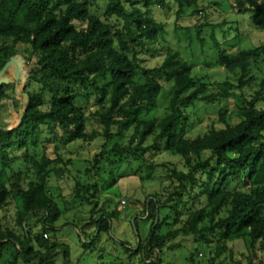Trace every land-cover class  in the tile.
Instances as JSON below:
<instances>
[{"label": "trees", "instance_id": "obj_1", "mask_svg": "<svg viewBox=\"0 0 264 264\" xmlns=\"http://www.w3.org/2000/svg\"><path fill=\"white\" fill-rule=\"evenodd\" d=\"M176 2L180 11L198 8L197 0ZM231 2L237 14L248 15L264 33V0ZM167 7L166 0H107L97 14L92 0H0V74L10 64L0 81V212L10 202L17 203L23 230L22 237L0 230V264H57L62 257L70 259L69 246L53 238L61 210L49 192V181L61 179L65 175L61 166L71 163H65L59 144L98 140L104 141V150L113 145L101 154L110 168L121 171L138 164L136 175L158 155L179 157L181 169L172 162L157 165L177 183L173 195L179 203L189 197L202 205L181 214L170 205L174 196L165 202L157 194L148 197L145 215L153 224L145 240L139 237L134 252L141 255L142 264H163V251L183 247L175 242L180 238L207 247L211 254L207 264L233 254L230 244L236 241L264 252V79L252 96L245 94L255 81L245 80L253 64L264 61V44L228 48L225 44L235 39L237 28L225 23L198 26L200 43L210 28L215 66L236 77L237 85L225 79L218 84L219 94L214 93L207 78L194 74L195 65L175 47H167L165 26L154 16L156 8ZM181 31L191 33L180 29L174 33ZM162 45L166 50L162 63L148 66L147 57H155ZM13 60L21 67L18 86ZM92 98L96 111L89 113L82 102ZM229 99L237 102L235 124L228 112ZM163 100L165 116L147 119ZM216 103L226 104L219 112L222 127L207 123L194 133L192 110L196 113ZM130 130L131 142L124 146L121 140ZM151 139L152 145L145 146ZM50 145L55 158L47 152ZM21 161L31 165L29 181L24 172L15 171ZM76 194L96 211L98 203L90 199L98 197L97 185L78 186ZM94 211L84 228L94 227L99 239L102 233H111L117 211L98 220ZM35 219L41 230L32 235L30 222ZM123 245L130 250L128 243ZM197 258L198 251L192 250L188 262L200 264Z\"/></svg>", "mask_w": 264, "mask_h": 264}, {"label": "rangeland", "instance_id": "obj_2", "mask_svg": "<svg viewBox=\"0 0 264 264\" xmlns=\"http://www.w3.org/2000/svg\"><path fill=\"white\" fill-rule=\"evenodd\" d=\"M107 0H92L94 3V12L102 13L104 4ZM198 8L184 7L180 11V6L176 0H166L167 9L156 8L154 16L164 24L167 31V47L174 48L181 52L183 58L195 65L194 74H198L208 79L212 84L214 93L219 94L218 84L225 79H229L233 84L237 85L236 77L230 73H224L220 68L215 66L217 55L213 48V40L209 37V30L203 34L204 42L200 43L196 40V28L198 26L218 25L233 26L237 28L236 37L232 41L225 44V47H237L241 50L258 47L264 44V33L258 31L250 22L248 15L237 14L232 9L231 0H197ZM196 11H200L197 14ZM225 23V24H224ZM176 29L189 30L191 33L178 32ZM218 30V29H217ZM235 32V31H233ZM218 41L222 42V35H218ZM165 47L160 46V49ZM166 56V50H162L155 57L148 56V66L156 67L160 65ZM255 78L251 88L246 89V96H252L255 88L262 79H264V61L253 64L251 74L245 80ZM169 90V88L167 89ZM164 101V100H163ZM161 101L159 107L146 115L147 119H161L167 112V103ZM82 104L88 107V112L96 111L95 99L83 101ZM228 112L232 123L237 122V102L229 99ZM226 104H214L211 108L200 107L191 114H196L192 131L194 133L200 131L205 124H213L218 128L222 127L219 123V112ZM133 130H130L126 137L121 140L124 146L130 144ZM153 140H149L145 146L152 145ZM104 141L98 140L92 144L73 143L70 145L59 144L60 154L65 163L71 161L70 164L62 165L65 175L61 178H52L49 181V192L58 203L61 210L60 219L54 224L59 229L54 235V240L66 244L70 248L71 256L69 260L60 258L57 264H142L141 255H136L139 245V237L145 240L150 233L152 220H147L145 215V202L148 197L157 194L162 202L173 198L170 205L177 208L181 214H187L190 211H196L202 205L193 203L192 199L186 197L183 203H179V197L173 195L176 192L177 183H173L168 179V171L159 168L157 164L172 162L179 164L182 160L171 154H161L153 158L144 166L142 173L136 175L139 168L135 164L133 168L126 167L117 171L109 167V161L102 159L101 154L104 151L109 152L112 144H109L106 150L103 149ZM135 147L134 145H132ZM42 154L43 149L38 150ZM47 152L56 157L54 146L50 145ZM103 160V161H102ZM97 162H101L100 165ZM181 169V165H178ZM101 168V169H99ZM148 168V169H147ZM15 171H22L26 174L28 181L32 177L31 165L21 161ZM117 171V172H116ZM113 172L115 175H110ZM113 176V177H112ZM140 176L148 177L142 181ZM176 184V185H175ZM82 185H97L98 197L91 198L96 201L98 207L94 211V206L89 205L84 199L78 198L76 188ZM90 198V196H89ZM178 206V207H177ZM94 211V219L98 220L107 213L117 211L116 218L112 223L111 233H102L99 239H95L97 233L94 227L84 228L85 224L90 220ZM21 210L17 203L10 202L0 212V230L13 231L17 236L23 235V230L19 224V214ZM165 213L162 212L161 216ZM181 220H185L183 217ZM136 221V225L134 222ZM31 234L34 235L41 230V224L38 219L30 222ZM69 224L70 227H64ZM181 227L177 226L175 229ZM173 228V227H172ZM174 229V228H173ZM174 229V230H175ZM46 237V236H45ZM50 240V235L47 236ZM82 239L88 245V249L83 246ZM93 241L95 243H93ZM180 242L182 248L173 251L165 250L160 258L163 264H190L188 258L192 250L198 251L197 262L207 264L211 258L210 250L202 247L191 238H180L175 241ZM124 243L130 245V250H126ZM233 254H225L221 257L217 264H260L264 260V252L259 248L251 249L244 242L236 241L230 244ZM135 254V255H134ZM9 257L5 258L7 262Z\"/></svg>", "mask_w": 264, "mask_h": 264}, {"label": "water", "instance_id": "obj_3", "mask_svg": "<svg viewBox=\"0 0 264 264\" xmlns=\"http://www.w3.org/2000/svg\"><path fill=\"white\" fill-rule=\"evenodd\" d=\"M12 63L15 64V66H16V68H17V86H18V83H19V81H20V76H21V67H20V65L18 64V62L15 61V60H13ZM9 65H10V64H8V65L6 66V68L4 69V71L0 74V81L3 79V76H4V74H5V71H6V69H7V67H8ZM17 94H18L19 96L21 95L20 93H17ZM26 101H27V96H25V102H24V104L26 103Z\"/></svg>", "mask_w": 264, "mask_h": 264}]
</instances>
